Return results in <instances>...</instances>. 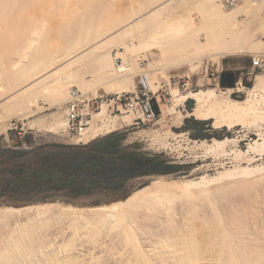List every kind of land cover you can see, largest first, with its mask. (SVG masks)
I'll return each mask as SVG.
<instances>
[{"label": "rangeland", "instance_id": "1", "mask_svg": "<svg viewBox=\"0 0 264 264\" xmlns=\"http://www.w3.org/2000/svg\"><path fill=\"white\" fill-rule=\"evenodd\" d=\"M1 1L4 7L0 10V88L13 87L15 81L19 80V76H23L20 72L23 73L30 68L28 66L32 65V62L39 61L46 56L39 55L45 53L46 50L47 55L49 51L59 52L61 49L67 48L73 40V42L75 40L77 42L78 36H80V39L84 33L85 36L90 31L91 34L96 33L101 26H104L107 22L109 23L114 14L119 17L121 22L124 23L125 20V26L122 23L117 27V31L119 29L122 31L120 34L121 39L119 38L117 41L110 39L108 43L109 39L104 37V41L108 40L99 51L96 53L91 51L92 54L90 53L85 58L79 59L78 62H74V66L77 65V67L73 68H76L77 72L83 77L96 78L97 81L99 79H102L101 81L108 80L109 73L100 67L101 63L98 60L100 59L98 58L100 56L99 52L106 49L111 52L112 57H116L120 52L121 55L125 54L124 56L128 58V61L132 62L129 67L137 72L133 90H123L120 88L121 84L115 82L116 80L114 82L110 80L104 84L97 95L93 92L82 95L77 86L71 87V89L78 90L80 99L86 104L82 106L88 109L89 112L87 127L91 125L92 118L97 115L96 113L102 110L104 111L103 114H107L106 116L109 117H126L132 114L135 117L132 122L119 129L128 130V138L125 141L127 144L139 141L145 150L164 152L176 162L186 164L187 167L180 173L162 175L170 176L171 179L178 181L181 179L180 191H183L182 194L181 192L179 194L175 193L173 197L170 196L169 199L171 200L163 198L164 200H161L160 203L157 200L155 204L145 206L146 208L141 207L136 210V213L125 214L120 219L110 215L111 219L109 216L103 218L98 216L99 221L96 223H86L87 221L84 219H81L82 221L79 219L78 222L77 220L74 222L78 223L76 226L71 223L73 220H69L73 219L71 216L59 218V222L57 219L48 221L49 214L52 213V211H49L46 216H41L36 221L33 220L28 223L27 219H24L22 222L26 221L27 224L24 223L22 227L17 228L18 226L14 225L17 221L21 222L23 218L17 219V221L9 218L11 222L8 221L9 223L5 224L6 227L4 230L2 228L3 233L0 234V248L10 238L7 239L8 236H11L10 233L13 234L14 232L13 236H15L22 229L25 232L31 230L35 222L34 225H37V227L34 228L35 230L33 228L31 230L35 233L30 232L33 238L29 236L31 243L30 238L25 236L29 232L28 234L24 233L26 237L24 240L28 241L30 245H36L35 250L37 249L36 251L39 252L36 253L34 246L31 245L33 248L31 252L34 251V255L30 254L31 257L28 254L30 248H27L28 250L25 248L28 253L24 252L28 255L25 253L27 255V258H25L26 256L23 254L25 256L22 257L25 259L24 262H22L21 256L18 257L19 259L17 258L23 264H51L54 258L58 262L60 261L61 264H181L183 262V264H186L187 259L183 260L186 254L192 252V249L193 252L197 251L194 254L198 253L197 255H199L201 253L202 258H205L202 262L198 261L199 264H228L232 258L234 263L230 262L229 264H235V260H237L235 258H240L238 264H264V137L261 135V133H264V84L259 85V79L255 75L249 76L247 74L249 69H236L238 80L235 87H223L220 84V78H216L218 64L222 73L224 70L231 69L230 64L234 61L245 57L252 58L253 55L258 53L264 54V0H238V3L232 8H226L221 4L222 10L219 9L225 12L224 15H227V12L231 10L238 12L233 18L230 16L231 19L229 17L228 22L225 19V23L220 15L217 17L218 15L216 16L215 12L210 13L211 10L209 11V8H207L205 0H175L168 5H166L168 0ZM163 4L165 6L160 9V12L159 10L157 12L153 11V9L155 10ZM173 8H177L178 12H175L177 10L173 11ZM138 9H141L139 15L144 16L142 19L145 18V20L138 23L141 19L139 16L127 20L128 15L138 12ZM167 10H169L168 13ZM170 11L176 13L173 15L177 16L178 14L177 17L182 18L179 23V30L173 34L169 33L164 23L166 22V16L169 18V15H172ZM72 12L75 14L71 15ZM61 13L69 14V17L70 15L71 17L65 19L68 18L67 15L65 18L63 17V20L62 18H56L57 16L55 17V14L59 15ZM17 20L19 21L16 22ZM132 20L133 25H131ZM241 22L244 25H241ZM42 25H45L46 29L42 39L38 42L39 45L38 43L35 45V47H39L33 49L34 52L32 51L31 56L27 57L29 58L27 61L24 60L26 64H31L28 66L19 64L20 68L19 65L13 67L14 59L16 60L20 56L25 41L34 30L33 28ZM129 25L132 27H128ZM240 25L242 28H240ZM126 27L129 32H126L128 31ZM122 29H126L125 32ZM92 31L94 32L92 33ZM232 38L233 41L246 44L245 46L249 47H246V52L226 55L218 60L204 55L210 51H216L215 49L220 47L219 44H225L228 39ZM253 38L252 43L251 39ZM120 40H124V42L130 40L132 43L130 49L120 46L118 44ZM255 41L259 44H255ZM43 48H47L45 52H43ZM194 55H202V58H194ZM34 56L41 58L38 60ZM28 61L30 62L28 63ZM164 65L168 66L165 70L166 73H162L161 69H157ZM20 69L24 71L22 70V72ZM143 73L147 74L152 82L151 101L152 104H158L159 115L144 114L140 109V104L137 103L136 92L138 91L140 75ZM257 74L264 77V72H258ZM241 78L243 86L237 84ZM257 85V107L254 112L243 117L245 121L242 120L247 123L246 125L238 124L232 128L225 125L216 126L214 124L215 119L209 118L205 119L208 124L206 125L207 129L203 131L207 137L205 139L194 138L192 136L193 131L186 127L187 118H196V116L189 114L194 109L196 101L189 98L183 105L187 117L184 119L182 126H172L176 115L174 106L177 99L189 90L207 91L216 88L218 93L223 94L224 91L232 88L234 91L232 90L230 94L231 98L245 100L250 89ZM174 90L178 92H176L178 96L173 94ZM40 92L33 94V98L37 100L38 106L36 105V108L38 107V109L29 117L18 114L21 111L20 108H23L18 106V103L13 105L10 103L4 107L3 114L14 115L10 119L6 117L5 119L3 115L4 120L0 118V136L5 135L1 148L13 146L20 137L30 132L34 134L38 143L86 144L77 143L76 139L74 140V137L76 138L79 134L72 133L69 126L67 133L64 135L49 128V123L54 121L55 118L59 119L60 117V119H66L68 122L67 102H60L61 99H57L49 93L43 94V91ZM190 99H193L192 109L189 108L188 101ZM22 101L25 100L19 101L21 106L24 103L21 104ZM17 107L19 110L16 109ZM178 108L180 109V107ZM140 112L144 114L141 117L137 115ZM255 120H258L257 123L255 122L256 124H254ZM11 121H16L18 126L11 127ZM167 124L171 126L173 135H165L167 129L165 125ZM10 130L13 131L12 134H10ZM20 130L22 133H20ZM182 133L183 135H179ZM107 134L98 136L95 139ZM164 136L166 137L164 138ZM227 137L236 138V141L220 148L217 142ZM201 140H208L209 145L200 149L195 148V141ZM2 164L3 161L0 158V167H2ZM4 174L2 182H8L9 176L6 173ZM159 176L161 175L132 179L123 189L117 191L98 190L89 196L75 199L78 201L53 203L72 204L79 207L111 204L114 201L127 199L137 189L150 184ZM45 203L48 202L38 199L33 194L15 190L9 191L7 196L0 198V205L5 206L24 207ZM58 208H55L56 212ZM23 217L26 218L27 216ZM93 219L97 220L96 217H93ZM83 220L87 225L83 224ZM14 221L15 223H13ZM81 222L82 224H80ZM38 224L41 225V228ZM178 228H181V230ZM12 230L14 231L11 232ZM176 233L180 235L178 236ZM165 236L170 238H168L169 241L171 240V243L169 242L167 246L162 241ZM5 237L7 240H5ZM180 237L183 239H180ZM168 239H166L167 242ZM193 245L198 249H195ZM184 248L187 250H184ZM232 250L238 255L236 254V256ZM53 253L55 255L58 253L60 257L59 255L54 257ZM225 253H227V256ZM239 253L242 256L238 257ZM183 254L184 256H182ZM233 254L235 257L231 256ZM226 260L227 262H225ZM18 261L16 262L18 263ZM21 262L18 264H22Z\"/></svg>", "mask_w": 264, "mask_h": 264}, {"label": "bare ground", "instance_id": "2", "mask_svg": "<svg viewBox=\"0 0 264 264\" xmlns=\"http://www.w3.org/2000/svg\"><path fill=\"white\" fill-rule=\"evenodd\" d=\"M172 1H175V0H168L166 2L167 3L166 5H168ZM1 2H0V10H1V8L4 7ZM201 2H203V1H201ZM56 3H57V1H56ZM205 3L207 5V8H209V11L211 10L210 13L213 11V12L216 13V14L214 13L216 16L218 15L217 17H219V15H220L222 17V19L224 20V23L226 21L228 22V20L231 19L230 16H232V18H233V16H235L238 13V12L236 13L235 10H231V11L227 12V15H224L225 12L221 11L222 10L221 7H220L221 3H219L218 0H205ZM163 6H165V5L163 4L160 7L158 6L157 8L155 7L156 9L155 10L153 9V11L157 12L159 10V12H160V9ZM144 9H146V8H144ZM169 10H167V13H168ZM174 10H177L175 12H178V9L177 8H175V9L173 8V11ZM71 11H73V10H71ZM221 12H223V13H221ZM174 13H172V15L170 14L169 15V18H168V16H166L168 19L166 18L165 19L166 22H164L167 30L169 31V33H172V34L173 33H176L179 30V23L181 21L180 19H182V18H179L180 16L177 17L178 14H177V16L173 15ZM73 14H75V13L72 12L71 15H73ZM139 14H141V9L138 12H133L130 15H128L127 20H130V19H132L134 17L136 18V16L137 17L138 16L141 17ZM67 15H66V13H61L59 15H56L55 14V17L57 16L56 18H62V20H63L67 16L68 18H65V19H69L71 17V15H70V17H69V14H67ZM143 17H141V19H140V21L138 23H140L141 20H142V22H143V20H145V18L142 19ZM225 19H226V21H225ZM18 21L19 20H17L16 22H18ZM134 21H135V19H134ZM135 22H137V21H135ZM242 22L244 23V21H242ZM122 23H123V21L121 22L119 20V17H117L114 14V16L112 15L111 20H109V23L107 22V24H105L104 26H101V24H100L101 27L98 29V31L96 33H93L94 31H92L93 34H91L90 33L91 31L90 32L87 31V32H89L90 35L87 34L85 36L84 35L85 33L82 34L81 35V38H80V39H82L81 42H79V40H80L79 37L80 36H78V41L77 42H76V40H75V42H73L74 41L73 40L72 41L73 44L72 43L69 44L68 47L66 46L67 48L61 49L59 52H53V51L50 52L49 51V54L48 55L46 53L47 50L45 52V49H47V48H43V50H44L43 52H45V53L39 54V55H41V56L42 55H46V56H44L43 58L37 57L39 55L34 56V57H37L38 60L40 58L41 59L39 61L35 60L36 62L34 61V63L32 62V65H30L31 64V63H29L30 61H28L29 64H26V62L24 60L27 61V59H29L27 57L31 56L30 54H32L31 53L32 51L34 52V50H35L34 48L39 47V46L35 47V45H36V43H38L42 39L43 34L45 32V29H46V26L45 25H47V24L42 25V26H36L35 28H33L34 30L32 31V33H30V36H28V39L25 41V44H24V46L22 48L23 50L20 53V56L16 60L14 59L13 64H12L13 67L18 66L19 64H25L26 66L30 65V66H28L30 68H28V67H27L28 69L25 68V69H27L26 70L27 72L23 70L24 69V66H23V69H20V71H22V70L24 71V72L22 71L23 73L20 72V74H23V76H19V80L18 81H15L16 83H15V85L13 87L10 86V84H9V86L11 88L10 87H8V88L7 87L6 88H0V114H1V117L0 118L2 120H4L5 117L7 119L8 118L10 119L11 116L14 115V114H5V113L3 114L4 107L7 106L10 103H12L11 105L18 103L17 104L18 106L23 107V108H20L19 107L20 110H21L18 113L19 115H25L24 117H26V116L29 117L30 115H33L34 114L33 112H35L38 109V107L36 108V105H37L36 101L37 100H35L33 98V94L34 93H38L40 91H43L44 92L43 94L49 93L51 96L53 95L57 99H61L60 102H62V101H66L67 102L68 99H69V94L71 92L70 89L74 85L77 86L80 89V91L82 92V95L87 94L88 92H93L94 94L97 95V93L99 92L100 88L103 87V85L106 84V83H108L110 80H113V82H114V80H116L115 82H117L118 84L120 83L121 84L120 85L121 86L120 88H122L123 90H125V89L126 90H133L135 88V74L137 72L136 71H133V69H131L129 67V64H131L132 62L130 63L128 61V58H126V56H124L125 54L121 55V52L118 54L119 56L117 55L116 57H112L111 56V52L109 50L107 51L106 49L105 50H102V51L100 50L101 52H99L100 53V56L98 58H100V59H98V60L101 63V66L100 67H102V69L108 71V73H109L108 76H107L108 80L105 79V80L101 81L102 79L101 80L99 79L97 81V80H95L96 78L95 79H93V78L89 79L87 77H83L82 75H80L77 72L76 68L75 69L73 68V67H77V65L74 66V64H75L74 62L75 61L78 62L79 59L85 58L88 54L91 53V51H95V52H92V53H96L97 51H99V49L104 45V43L106 42V40L109 39L108 43L110 42V39H112V41L113 40L114 41L115 40L117 41V39L120 38V34L122 32V31H120V29H119V31H117V27L120 24H122ZM125 23L126 22L124 20V23H123L124 26H125ZM133 23L134 22L132 20L131 25H133ZM238 23H240V22L238 21ZM243 23L241 25H244ZM42 24H44V23H42ZM241 25H240V28H242ZM128 27L131 28L132 26L129 25ZM113 30L114 31L116 30V31L114 32ZM125 30H123V31L125 32ZM243 30H245V29H243ZM126 32H129V29ZM263 32H264V29H263ZM82 36H83V38H82ZM104 37H106L108 39H106L104 41ZM254 38L251 39L252 40V43L254 41ZM214 40H215V38H214ZM120 41L118 42V44L120 46H125V47H127V49H130L131 44H132L130 40L127 41V42H124V40L121 41V42ZM49 42H47V43H49ZM256 43L257 42L255 41V44ZM203 44H201V45H203ZM257 44H259V43H257ZM38 45H39V43H38ZM43 45H45V43H43ZM219 45H220V47H217L218 49L216 48L215 49L216 51H210V52H208V53H206L204 55L209 56V57H211L213 59L218 60L219 58H221L223 56H226V55L237 54V53H240V52L243 53V51L246 52L245 50H246V47H247V46H245L246 44H244V43L233 41V38L232 39H228L225 44L223 43V44H219ZM252 45H254V44H252ZM48 47H49V45H48ZM211 47H213V46H211ZM41 48H39V49H41ZM247 48H249V47H247ZM49 49H51V48H49ZM207 50H205V51L207 52ZM40 51H42V49ZM40 51H39V53H40ZM99 53H97V54H99ZM36 54H38V53H36ZM196 56L194 58H198V57L199 58H202V55L201 56H197V57ZM200 60H202V59H200ZM83 64H84V62H83ZM118 64H119L121 70H119ZM166 67H168V66L164 65L163 67H159L157 69H161L160 71L162 73H166L165 72V70H167ZM198 67H200V66H198ZM19 68H20V65H19ZM77 69L79 70V68H77ZM120 71H122V72H120ZM138 72H140V71H138ZM258 79H259L258 80V84L259 85L260 84H264V77L262 75L261 76L258 75ZM15 80H17V79H15ZM150 86L152 87V82L151 81H150ZM257 89H258V85L255 86V87H253V88H251L250 91H249V93H248V96H247V98L245 100H236L234 98H231L230 94L232 93V90H233L232 88H229L227 91H224L223 94L218 93L217 90H216V88H212V89L207 90V91H204V90L203 91L202 90L201 91H190L189 90L188 92H186L185 94H183L178 99L175 98V99H177V103L174 106L175 111L174 110L173 111H174V113L176 115H175V118H174V121H173L172 126L173 127H180V126H182L184 119L187 117V114H185V110L183 109V105H184V103L189 98H193L196 101L194 109L191 112H189V114L190 115H193V116H196V118H198V119L205 120V119H209V118L210 119L211 118H214L215 119L214 120L215 121L214 124L216 126L225 125V126H228L229 128H232V127H234V126H236L238 124L246 125L247 123L244 122L245 120H244L243 117L245 115H247V114H250V113L254 112L255 109H256V107H257V103H258L257 102V99H256L257 98V94H258L257 93ZM176 92L177 91L174 90V93L173 94H177L178 93V92L177 93ZM177 96H178V94H177ZM21 100H25V101H22L21 104L23 102L26 103V104L23 103V106L19 105V101H21ZM24 105H25V108H24ZM178 107H180V109ZM16 109H18V107ZM104 110H106V109H104ZM103 113H104V111L102 110V111L96 113L97 115H95L94 117L92 116L93 118H92V121H91V125L89 127H86L76 138L74 137V140L76 139V142L77 143H79V142H81V143H88V142L92 141L93 139L97 138L98 136H101V135H104V134L111 133V132H114L116 130H119V129L127 126L129 123H131L132 120L135 118L132 114H129L126 117H124V116H122V117H118V116L117 117H113V116L109 117V116H106L107 114L104 115ZM2 115H3L4 118H2ZM137 115L141 117L144 114L140 112L139 114L137 113ZM255 122L257 123L258 120H255L254 121V124H256ZM48 126L52 130H55V132L60 133V134H63V135L65 133H67L66 131L68 130V122H67V120L66 119H60V117H59V119L58 118H55L54 121L50 122ZM165 126L167 127V129L165 130L166 133L164 132L165 135L166 136L173 135V131H172L171 126H168V124L165 125ZM259 126L261 127L260 124H259ZM179 135H183V133L182 134H179ZM261 135L264 137V133H261ZM166 136H164V138ZM233 141H236V138L227 137V138H224V139L219 140L217 143H218V146L221 148V147H224V146H226L227 144H229V143H231ZM208 145H209L208 140H201V141H195L194 147L197 148V149H200V148L205 147V146H208ZM169 177H166V176H162L161 175V176L155 178L150 184L145 185L144 187H142L140 189H137V191H135L133 194H131L127 199L119 200V201H116V202L114 201L111 204H103V205L96 206V207H79V206H74L72 204H61V203H53V202L52 203L48 202V203H45V204H36V205H31V206H24V207H14V206H7V205L6 206L5 205H2L1 206L0 205V234L3 233V230L6 227L5 224H8L9 222H11V221H9V218H13V220H16V221H17V219L20 220L21 218H23L21 220V222L24 219H27L26 221L29 223L30 221H33V220L36 221L41 216H46V214L49 211H52V213L49 214L50 215V218H48L49 219L48 221H50V219H57V221L59 222V220H58L59 218H68V217L71 216V217H73V219L71 218L69 220H73V221H71V223H73L75 225L78 224V223H74V222H76L75 220H77V222H78L79 219H80V221H82L81 219H84L85 221H87L86 223H88V222H90V223L91 222L92 223H96V222L99 221L98 220L99 217L103 218V217H106V216L108 217L109 215L110 216H114L115 218H119L120 219L121 216H125V214L127 215V214H131V213L132 214L133 213H136V210H138L141 207L146 208L145 206H149V205H151L153 203L155 204L156 203L155 201H157V200H159V203H160L161 200H164L163 198H168V200H171V199H169V198H171L170 196L172 195V197H173V194H175V193H178L179 194L181 192V194H182L183 191L182 190L180 191V189H181V186L180 185L182 183V182L180 183V180L181 179L178 181V180H175V179H171V177L170 178ZM182 189L184 190V188H182ZM56 207H59L58 210H57V212L55 211V208ZM147 208H149V207H147ZM23 216H27V217L24 218ZM110 216H109V218H110ZM93 217L94 218L96 217L97 220L96 219H93ZM101 218H100V220H101ZM91 219H93L94 222ZM26 221L24 223H26ZM85 221H84L83 224H86ZM21 222L20 221H17L16 225H14V226H18L17 228L22 227V225H24V223L22 222L23 223L22 224ZM13 223H15V221ZM34 224H35V222L33 223V226L34 227H31V230H32V228H33V230H35L34 228L37 227V225L35 226ZM80 224H82V222ZM3 225H5V226L3 227ZM70 225H72V224H70ZM40 226L41 225H39V227ZM79 226H81V225H79ZM2 228H3V230H2ZM70 228H72V227H70ZM14 229H15V227H14ZM37 229H39V228H37ZM178 229L181 230V228H178ZM23 230L24 229H22L21 231H19L17 233L19 235L16 234L17 236L16 235L13 236L14 235V232H13L14 230H12L11 232H13V234L10 233L11 236H8L7 239L9 237L10 238L7 240L6 237H5V240H7V242H4L3 246L0 248V264H18V263L21 262V260L18 261V259L20 258L19 256H21V258L26 256L25 258H27V255L28 254L29 255L30 254L31 255H34L33 254L34 251L32 250L33 252H31V249H33L32 246H34V250H35V248H36L35 246L36 245H32L31 244L32 245L31 246L28 243V241L26 242L24 240V238H26V237L27 238H30V237L33 238V235L31 236V233L34 234L35 232H33L31 230H28V231L26 230V232H25V230L24 231ZM28 232H29V234H28ZM178 232H179V230H178ZM24 233L25 234L27 233L28 235H25ZM181 233H182V231H181ZM182 234H184V233H182ZM58 235H57V237H58ZM177 235L179 236L180 234L178 233ZM53 237H56V236H53ZM168 238L165 236V237H163V240L161 239L164 243H166V246L171 241V240L169 241L170 238L169 239ZM166 239H168V242H167ZM180 239H183V238L180 237ZM56 241H58V240H56ZM33 242L34 241H32V243ZM182 242H184V241H182ZM30 243H31V238H30ZM50 243H52V242H50ZM53 243H55V242H53ZM33 244H35V243H33ZM172 245H174V244H172ZM50 246H52V245H50ZM193 246H194V248L196 247L195 245H193ZM193 246H191V247L193 248ZM25 248L26 249L27 248L28 249L30 248L29 253H28V251H26ZM185 248H186V245H185ZM185 248H184V250H187ZM233 248L235 249V247H233ZM195 249H198V248H195ZM243 250H245V249H243ZM24 251H26L28 254L26 252H24ZM59 251H60V249H59ZM181 251H183V250H181ZM191 251L193 252V249ZM195 251L193 252V254H192V252L191 253H188V255L186 254V257L184 258V260L183 259H181V260L185 261L187 259L186 264L188 262H189L188 264H194V263L196 264V262H197V264H199L200 262H198V261H201L202 262L203 259H205V258L204 257L202 258L201 253L199 255H197L198 253L197 254H194V253L197 252V251L196 252ZM237 251H238V249H237ZM37 252H39V251H36V253ZM82 252H83V250H82ZM230 252H229V254H230ZM238 252H240V251H238ZM227 253H225V255ZM23 254L25 256H23ZM234 254H235V252H234ZM234 254L231 255V256L235 257V255L237 253L235 255ZM58 255H59L58 253L56 255L54 254V257L55 256H58ZM196 255H197V257L198 256H201V257H198L197 258ZM260 255H263V254H260ZM182 256H184V254ZM240 256H242V255L240 254L238 257H240ZM59 257H60V255H59ZM59 257H57V258H59ZM243 257H245V256L243 255ZM254 257H256V256H254ZM200 258H202V259H200ZM228 258H230V256H228ZM29 259H31V258H29ZM54 259H53V262H51V264H56V262H57V264H61L60 261L58 262L57 259H55V260ZM235 259H237V260H235V264H238V261H240V258H235ZM24 260L25 259L22 258V262H24ZM232 260H233V258H232ZM232 260H230L229 263L230 262L232 263L233 262ZM16 261H18V263ZM225 262H227V260ZM30 263H31V261H30ZM183 263H181V264H183ZM249 264H251V263H249Z\"/></svg>", "mask_w": 264, "mask_h": 264}, {"label": "trees", "instance_id": "3", "mask_svg": "<svg viewBox=\"0 0 264 264\" xmlns=\"http://www.w3.org/2000/svg\"><path fill=\"white\" fill-rule=\"evenodd\" d=\"M237 80L238 71L233 69L220 75L223 87H235ZM188 102L192 109L193 99ZM153 107L159 115L158 104ZM207 124L195 117L186 119V127L197 139L207 137L203 133ZM4 138L5 135L0 136V198L15 190L40 200H75L98 190L123 189L132 179L180 173L187 167L164 152L145 150L139 141L127 144L128 130H117L86 144L38 143L30 132L13 146L1 148ZM4 173L9 176L8 182H2Z\"/></svg>", "mask_w": 264, "mask_h": 264}, {"label": "built area", "instance_id": "4", "mask_svg": "<svg viewBox=\"0 0 264 264\" xmlns=\"http://www.w3.org/2000/svg\"><path fill=\"white\" fill-rule=\"evenodd\" d=\"M226 8H232L234 5L238 3V0H218ZM251 67L247 71L249 76L255 75L258 77V72H264V54L258 53L253 55L251 58ZM142 64V62H141ZM119 70H121L118 64ZM122 72V71H120ZM221 70L218 68L216 69V78H220ZM214 74V73H213ZM237 84H241L243 86L242 78ZM151 86H150V79L147 74H141L139 79L138 91L136 92V97L138 99L137 103L140 104V109L144 114L155 115L154 107L152 104V95H151ZM84 101L80 99V94L77 89L72 88L70 92V97L67 101V117H68V126L69 130L72 133L80 134L86 127L89 122L88 116L89 112L88 109L83 108ZM89 104V103H88ZM86 105V104H84ZM130 105V103H129ZM132 107H134L132 105ZM11 127H17L16 121H11Z\"/></svg>", "mask_w": 264, "mask_h": 264}, {"label": "crops", "instance_id": "5", "mask_svg": "<svg viewBox=\"0 0 264 264\" xmlns=\"http://www.w3.org/2000/svg\"><path fill=\"white\" fill-rule=\"evenodd\" d=\"M251 63H252L251 58L245 57V58H242L238 61H234L232 64H230L231 65L230 68L234 69V70H236V69H250ZM241 73L243 74V71Z\"/></svg>", "mask_w": 264, "mask_h": 264}, {"label": "water", "instance_id": "6", "mask_svg": "<svg viewBox=\"0 0 264 264\" xmlns=\"http://www.w3.org/2000/svg\"><path fill=\"white\" fill-rule=\"evenodd\" d=\"M61 201L71 202V201H78V200L68 199L65 197H57V198L50 199V200H44V202H61ZM1 206H2V204H1Z\"/></svg>", "mask_w": 264, "mask_h": 264}]
</instances>
